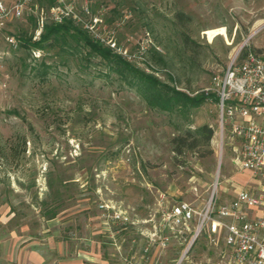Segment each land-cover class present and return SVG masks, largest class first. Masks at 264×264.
Listing matches in <instances>:
<instances>
[{"label":"rangeland","instance_id":"1","mask_svg":"<svg viewBox=\"0 0 264 264\" xmlns=\"http://www.w3.org/2000/svg\"><path fill=\"white\" fill-rule=\"evenodd\" d=\"M73 1L83 22L84 2L102 14L100 32L124 53L104 47L192 97L215 96L216 78L238 52L264 57V0ZM34 2L48 8V0ZM35 30L32 15L0 29V264H57L66 249L79 253L80 264L95 257L87 252L109 264H173L187 242L162 249L149 238L162 196L200 209L213 193L220 204L240 189L258 191L253 173L239 170L226 129L221 141L213 96L189 119L151 108L97 57L85 61L61 42L25 47ZM142 41L149 51L143 60ZM153 49L165 65L150 58ZM42 60L51 65L46 74L37 72ZM203 124L215 129L209 145L174 151L181 128ZM208 242L203 234L191 246L190 264L216 261L221 250ZM33 252L42 260L30 258Z\"/></svg>","mask_w":264,"mask_h":264},{"label":"built area","instance_id":"2","mask_svg":"<svg viewBox=\"0 0 264 264\" xmlns=\"http://www.w3.org/2000/svg\"><path fill=\"white\" fill-rule=\"evenodd\" d=\"M34 1L0 0V29L13 19L32 15L36 18L33 35L36 41L47 15L54 23L70 19L75 24L81 23L91 38L102 46L124 53L112 37H103L98 28L103 16L101 13L91 14L87 2L80 6V12L89 16L83 22L73 0H54L46 11ZM6 39L11 49L18 48V41L13 36ZM147 49L146 41L138 42L137 57L143 60ZM32 54L35 58L41 56L39 50H32ZM214 90L221 141H224L226 129L227 139L238 152L239 170L253 173L258 181V191L240 189L231 202L220 204L216 203L213 193L200 209L188 201L167 203L162 196L158 210L160 216L153 221L149 238L162 249L174 239L187 242L183 254L173 264H190L188 252L203 234L207 235L211 247L221 250L212 264H264V57L253 51L238 52L223 74L216 78Z\"/></svg>","mask_w":264,"mask_h":264},{"label":"trees","instance_id":"3","mask_svg":"<svg viewBox=\"0 0 264 264\" xmlns=\"http://www.w3.org/2000/svg\"><path fill=\"white\" fill-rule=\"evenodd\" d=\"M53 2L54 0H48L47 6L52 5ZM177 17L184 21L190 18L184 12H179ZM183 40L186 45L190 46L191 41L188 36L185 35ZM45 42L49 46L61 42L63 45L61 48L64 51L67 47L73 48L79 52L81 58L88 62H91L92 57L99 58L103 62L108 75L113 73L129 87L134 88L141 99L151 108L171 114H184L189 119L191 113L207 101L208 97L213 96L214 101H217L216 95L203 93L192 97L184 90L159 81L157 77L140 70L110 48L95 42L86 30L70 19H65L61 23H45L38 40L33 42L24 41L22 44L27 48L43 49ZM147 52H149L148 49ZM150 53V58L155 63L166 64L160 53L154 49ZM40 65L42 70L37 72L41 74H46L48 68L51 67L44 60L40 62ZM214 134L215 129L209 124H203L194 129L183 127L178 135L172 139L174 151L182 154L185 150L195 149L202 143L209 145Z\"/></svg>","mask_w":264,"mask_h":264},{"label":"crops","instance_id":"4","mask_svg":"<svg viewBox=\"0 0 264 264\" xmlns=\"http://www.w3.org/2000/svg\"><path fill=\"white\" fill-rule=\"evenodd\" d=\"M66 253H67V256H65V257L61 256L57 260V264H80L78 259H77V256H76V254L79 255V253H76L75 250L70 251V249H66ZM87 253H90V255H94L95 257L92 259V257L87 256L88 262H86L84 264H109V262L106 260V258H101V257L98 258L97 254L94 252H87ZM40 257L41 256L38 252H33L30 255V258H32V259L35 258L37 261L42 260ZM29 264H32V263L29 261Z\"/></svg>","mask_w":264,"mask_h":264}]
</instances>
